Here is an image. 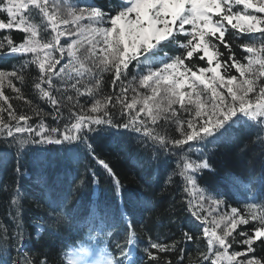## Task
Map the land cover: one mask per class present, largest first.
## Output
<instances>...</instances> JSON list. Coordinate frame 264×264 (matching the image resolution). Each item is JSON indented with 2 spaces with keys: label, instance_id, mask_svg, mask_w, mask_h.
Instances as JSON below:
<instances>
[{
  "label": "snow or ice",
  "instance_id": "snow-or-ice-1",
  "mask_svg": "<svg viewBox=\"0 0 264 264\" xmlns=\"http://www.w3.org/2000/svg\"><path fill=\"white\" fill-rule=\"evenodd\" d=\"M108 8L92 0H0V17L6 16L0 18V30H7L0 37V58H21L10 70L0 69V138H12L21 148L35 144L61 146L59 151L69 153L83 149L119 190L113 168L90 142L92 134L113 129L118 135L137 134L129 139L145 146L150 141L177 157L166 183H174L178 175L183 191L196 193L187 203L192 217L204 225L207 251L201 252L202 259L210 264H264V256L250 255L257 242L264 251V201L251 197L243 202V211L231 206L219 212L224 201L198 184L204 170H211L208 145H217L240 126L255 128L257 139L264 136V0H119ZM12 30L23 34L22 42L13 39ZM32 66V86L52 107L50 113L26 99L17 86ZM106 83L109 93L103 91ZM5 88L15 96L7 95ZM69 88L75 97L67 94ZM82 96L90 98V107L85 106L88 100L81 103ZM12 99H24L31 114L17 112ZM33 116L40 119L30 123ZM46 116L56 125L47 124ZM171 125L178 136L168 134ZM89 170L95 180L97 170ZM245 187L251 191V185ZM18 197L17 192L13 204ZM205 201L215 206L211 221L201 214ZM47 207L54 225L64 219L62 203L51 201ZM122 216L127 219L126 250L117 241L118 253L105 251L99 261L69 256L67 264H144L135 255V225L127 213ZM249 224L251 228L237 231ZM119 227V221L106 224L109 230ZM42 230L38 226L37 231ZM193 238L184 233L185 240ZM234 245L244 247L237 250ZM169 247L149 236L143 247L148 264H160L157 253ZM77 255L86 251L80 249Z\"/></svg>",
  "mask_w": 264,
  "mask_h": 264
},
{
  "label": "trees",
  "instance_id": "trees-1",
  "mask_svg": "<svg viewBox=\"0 0 264 264\" xmlns=\"http://www.w3.org/2000/svg\"><path fill=\"white\" fill-rule=\"evenodd\" d=\"M92 2L106 11H110L108 5L110 3L117 4L119 0H92ZM0 18L6 19V16ZM6 33L7 30H0V37ZM11 34L17 43L22 42V33L12 30ZM61 41L63 44L64 40L62 39ZM235 51L239 53L241 50L236 48ZM19 59L21 58L17 57L14 60L8 59L3 61L2 58H0V69L10 70L13 64H16ZM131 70L133 72L135 71L134 68ZM35 73V66H32L30 71L26 70L25 82L21 84L17 81V86L21 88L26 99L31 100L32 103L38 106L43 112L50 113L52 112V107L39 98L32 86V76ZM130 78L131 77H129V79ZM105 79L107 81V76ZM57 83H59V81H57ZM4 91L9 96H15V93H12L8 88H5ZM103 91L105 93L111 92L112 89L110 84L106 83ZM67 94H71L75 97V92L71 88L68 89ZM57 95H59V93H57ZM79 99L81 103L88 100L89 103L85 106L90 107L91 101L89 97L82 96ZM11 103L17 112L31 114V106L26 104L24 99H12ZM65 103H67V101H65ZM62 111L65 115H67L66 108H63ZM4 115L6 118L7 113ZM116 118L120 119L118 111L116 112ZM39 119L40 117L33 116V120L30 121V123L37 122ZM44 119L46 120V123L48 121L51 122L50 124L48 123L49 125H56V121L52 120L51 116H46ZM63 123L64 121L61 122V127ZM167 131L169 135L178 136V133H175V125H171ZM92 135L95 139L90 142L93 143L96 154L101 158H104L110 164V167L113 168V171L119 178L121 185L126 186V189H128L130 193H134V191L139 189V185L137 182H133V174L137 172L140 175H143L146 174V170L137 169L139 165L135 167L136 162L132 164V160L135 156H138L141 160L142 156H144L143 153L146 151V146L144 144H137L135 140L129 139V135H137L134 133L118 135L115 134V130L113 129L98 134L93 133ZM2 143L3 144H0V165L3 168V180L0 183V234H3L8 240L12 241L17 249L19 246L18 242L26 234V229L29 230L28 224L30 222L27 218L31 217L32 213L34 214L33 221H39L38 219H40L46 231L38 240L34 241L31 237L34 248L31 250V254L24 256L19 254L17 250L15 254L17 256L15 257L14 262L19 261L20 264H23V261L25 260H35L36 264H39L40 260L46 258L48 264H63L61 255L63 256L65 247L69 246L70 243H74L75 240L90 236H86V234L77 232V230L73 229L72 219H67L66 216H64V219H62L59 223L54 225L52 222L53 216H50L48 208H44L38 195H35L32 198L27 193H24L23 204L18 206L19 210H8L7 206L9 202L13 201L14 195L18 192L20 196L19 186L21 178L14 172L13 156L18 155L22 148L19 144L14 143L12 138H8L4 141L2 140ZM150 143L151 142L148 141L147 146ZM25 146L29 145L27 144ZM49 146L54 148V145ZM263 146L264 141L259 139L256 143H252L248 137L234 143L225 139L220 141L215 146H207L208 149H211L207 152V159L211 166V170H204V172L199 176L198 184L201 188L205 189L208 195H216L219 199L224 201V204L219 207V211H225L231 206L238 207L241 211L244 210V207L241 206L240 203L234 202L236 198L231 197L229 200L227 199V195H229V192L231 193V187L236 185V181L241 179V175H245L246 172L256 173L259 170L263 172L262 177L264 182V153L261 151V147ZM132 147H136L138 150H134ZM187 148L188 145H185L184 149L186 150ZM126 149L130 150V153L125 159L124 155L126 154ZM176 151L179 152L180 150L177 149ZM189 155L193 159L198 158L196 152L189 153ZM65 158L66 157L63 156L62 151L61 157L58 159L60 161L58 162V166H56V173L58 175H62L60 169H65V165H63V163L65 164ZM88 158V162L92 164L91 168L97 170L96 179L98 181H96V179L94 180L92 176L91 178L93 179V182H97L99 187H101V190L106 189L105 192L102 191L100 193V195L103 196H101L99 200L100 202L101 200L106 202L112 199L110 198L111 195L107 194H112L113 192V188H111L110 184L107 183L111 177H108L107 174L104 173L103 169H100L90 156ZM165 158L169 159V153H166ZM172 158L169 160L166 169L164 170L162 169L164 168L165 163H163L162 160H159L158 165L155 163L149 168V170H147L148 173L145 180L147 182V187L143 190L150 198V202H147L148 207L150 208L146 211V213L141 215L143 223H139L135 226V238L136 235H138V238L148 240L149 236H151L153 240H158L160 243L170 246L168 251L164 253H157L160 257V264H210V261L203 260L201 256V252L207 251V243L203 238L202 230L201 228L194 229L192 227L193 223L200 225V227L201 224L199 221L195 220L194 217H192L191 212L188 210L187 201L193 198L194 192L190 196L188 193L183 191V181L178 175L173 177V180L175 181L174 183H166L169 174L176 168L177 157L172 156ZM61 161L63 163H61ZM158 167L160 168L159 175L161 176L156 178L154 181L152 178L149 179V175L151 176L152 173L157 174ZM86 168L88 169L86 170L87 172L82 168H78L77 177H79V179L82 177L85 181L89 182L90 176L87 174L89 166L86 165ZM225 172L229 173L228 179L223 177V173ZM62 177H64V174L61 178ZM148 188L150 189L148 190ZM17 189L18 191L16 192ZM115 195L116 197L120 196L118 193ZM248 196H251L248 191L243 193L238 192L237 198L245 199ZM18 199L20 198L18 197ZM131 201L132 200H130V202ZM127 202V197H124L126 210L128 209ZM204 206L207 207V204L204 203ZM17 213H19V215H17ZM251 227V224L242 225L237 229V231L240 229L247 230ZM185 232L193 235V240H185ZM234 235L236 234L234 233ZM196 236H199L200 239H195ZM238 239L242 238L238 237ZM135 241H138V239L136 238ZM3 243H5V240L1 237L0 244ZM243 247V245H234V248L237 250H242ZM254 247H256V251L250 255L258 257L264 256V251L260 249L259 242H257V245ZM231 250L232 249H230V251ZM153 252L156 253V250H153ZM181 256L183 259H181ZM145 260L144 264H148L147 258Z\"/></svg>",
  "mask_w": 264,
  "mask_h": 264
},
{
  "label": "bare ground",
  "instance_id": "bare-ground-1",
  "mask_svg": "<svg viewBox=\"0 0 264 264\" xmlns=\"http://www.w3.org/2000/svg\"><path fill=\"white\" fill-rule=\"evenodd\" d=\"M246 137H248L249 138V140H250V142H252V143H256L259 139H257V131H256V129L255 128H252L250 131H249V133H247V132H245L244 131V127L243 126H240V127H235V128H233L232 129V131L228 134V136L225 138V139H228V140H230L232 143H234V142H237L238 140H244V138H246ZM224 139V140H225ZM134 150H138V148H136V147H132ZM261 151H263V153H264V146L263 147H261ZM129 153H130V150H127L126 149V154L124 155L125 156V159L129 156ZM131 155H133V154H131ZM63 156L64 157H66L67 155H64L63 154ZM88 160H89V158L88 159H85V158H83V161L84 162H86V165L87 166H91L92 167V164L90 163V162H88ZM52 168H51V166H48V167H44L42 170H41V172H48L49 170H51ZM83 170H85L84 168H82ZM86 171V170H85ZM87 172V171H86ZM137 172H135L134 174H133V176H132V180H133V182H137V184L140 186L142 183H147L145 180H146V178H147V173H148V171H146L145 173L146 174H143V175H140L139 173H137ZM161 175H159V174H154V173H152V175L150 176L149 175V179H151L152 178V180L154 181V180H156V178H158V177H160ZM223 177L224 178H226V179H228V177H229V173L228 172H225V173H223ZM43 178V177H42ZM43 179H45V178H43ZM82 178L80 177V179H77V181H73L72 183L73 184H69V186H70V190H71V192L72 193H74V192H76L77 190H78V187L80 188V189H83V190H85L86 192H88L90 189H91V185L92 184H96V183H94L93 181H84V180H81ZM45 181H47V180H45ZM78 184V185H77ZM57 188H56V186H55V188H54V191L56 190ZM150 188H148V190H149ZM48 189H47V187L46 186H40V187H37V189H36V192H45V191H47ZM78 193H79V191H77L76 192V195H78ZM78 200L79 201H81V202H85V203H87V202H89V196H84V197H78ZM87 206V205H86ZM89 207V206H88ZM28 220H31V221H33V219H34V214L32 213L31 214V217H29V218H27Z\"/></svg>",
  "mask_w": 264,
  "mask_h": 264
},
{
  "label": "rangeland",
  "instance_id": "rangeland-1",
  "mask_svg": "<svg viewBox=\"0 0 264 264\" xmlns=\"http://www.w3.org/2000/svg\"><path fill=\"white\" fill-rule=\"evenodd\" d=\"M63 40H65L64 38H62ZM141 91H143V90H141ZM68 170H70V168H68ZM66 178V177H65ZM65 178L63 179V181L65 180ZM66 185H68V184H66ZM64 196V192L62 193V195H60L59 197L60 198H62ZM196 196V193L194 192L193 193V197H195ZM205 204H207V207H205L204 206V209H205V211H203L201 214L202 215H207L208 216V218H209V221H211V218H212V215H214V213H211V208H213V207H215L214 205H211L209 202H204ZM18 206H20L18 203H16V204H13L12 202H9V204H8V210H13V209H15V210H19L18 209ZM218 211H219V209H218ZM219 212H221V211H219ZM222 212H224L223 210H222ZM209 226H211L210 224H209ZM242 226V225H241ZM202 227V226H201ZM240 227V226H239ZM203 228V227H202ZM87 261H89V260H87Z\"/></svg>",
  "mask_w": 264,
  "mask_h": 264
}]
</instances>
